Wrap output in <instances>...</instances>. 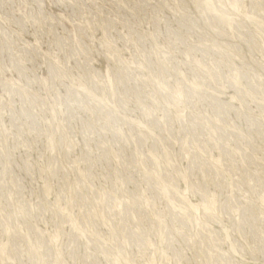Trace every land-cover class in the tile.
Wrapping results in <instances>:
<instances>
[{"label":"rangeland","instance_id":"rangeland-1","mask_svg":"<svg viewBox=\"0 0 264 264\" xmlns=\"http://www.w3.org/2000/svg\"><path fill=\"white\" fill-rule=\"evenodd\" d=\"M0 264H264V0H0Z\"/></svg>","mask_w":264,"mask_h":264}]
</instances>
